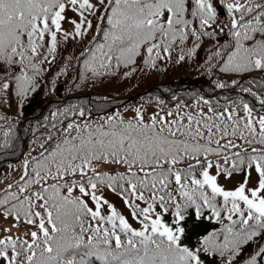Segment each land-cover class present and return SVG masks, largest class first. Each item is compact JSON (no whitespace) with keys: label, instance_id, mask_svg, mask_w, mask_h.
I'll return each instance as SVG.
<instances>
[{"label":"snow or ice","instance_id":"obj_1","mask_svg":"<svg viewBox=\"0 0 264 264\" xmlns=\"http://www.w3.org/2000/svg\"><path fill=\"white\" fill-rule=\"evenodd\" d=\"M220 35L213 68L264 74V0H0V94L35 92L70 41L87 40L77 58L87 83L137 61L155 68L173 51L182 62L199 47L185 53L189 39ZM252 83L241 92L259 108L197 100L54 123L55 135L0 188V220L10 221L0 227V264H264V81L260 92ZM11 139L5 122L0 148ZM233 175L242 181L221 183ZM205 219L215 226L193 244L188 225Z\"/></svg>","mask_w":264,"mask_h":264},{"label":"trees","instance_id":"obj_2","mask_svg":"<svg viewBox=\"0 0 264 264\" xmlns=\"http://www.w3.org/2000/svg\"><path fill=\"white\" fill-rule=\"evenodd\" d=\"M225 40L223 35L216 39L203 37L199 41L191 38L184 45L185 53L197 44L199 47L182 62L177 63L178 52L173 51L170 60L157 62L155 68L137 61L135 65L113 68L109 75L87 83L78 79V67L82 61L77 60L87 46V40L83 43L70 41L56 54L54 62L45 66L35 92L23 101L11 92L0 94V125L7 122L12 129L11 146L0 148V180L8 174L12 164L28 152L33 151L32 155H36L38 144L50 132L55 135L52 125L55 123L59 127L60 121L64 126L69 121L99 122L113 113H123L131 118L137 107L151 114L159 111L160 107L175 109L177 104L191 107L197 100L201 103L208 100L213 106H218L217 111L230 101L241 98L259 108L255 98L241 92V88L253 82L251 86L260 92L258 85L264 81V74L235 75L222 73L218 67L211 66L215 61L208 60L209 54L223 45ZM147 75L159 77L142 87V78ZM233 80L238 83L233 84ZM218 84L225 87H217ZM161 101L164 103L161 104ZM65 109L71 110L67 119L59 115ZM81 110L85 112L83 118L79 116ZM54 112L58 114L55 119L52 117ZM214 226V221L207 219L199 222L196 229L189 223L188 228L196 233L191 242L195 244L200 232L212 231Z\"/></svg>","mask_w":264,"mask_h":264},{"label":"rangeland","instance_id":"obj_3","mask_svg":"<svg viewBox=\"0 0 264 264\" xmlns=\"http://www.w3.org/2000/svg\"><path fill=\"white\" fill-rule=\"evenodd\" d=\"M159 76H152V75H147L144 76L142 78V87L149 84V83H153V81H155L156 78H158ZM26 158L24 157L23 159H21L18 164H16L14 166V168H12V166L9 169V173L6 176V178L0 180V188L4 187L7 183L12 182L14 179L18 178L20 175V172L18 171V169L21 168L24 160ZM243 177L241 175H233L230 179L225 180L223 177L221 178V183L224 184L226 187L228 188H232L235 185L239 184L242 181ZM105 195L107 196V198L109 200H111L118 209L122 210L125 212V214H127V210L123 208V203L122 201L115 195L111 194V193H105ZM10 224L9 222H5L3 220H0V227H8Z\"/></svg>","mask_w":264,"mask_h":264}]
</instances>
